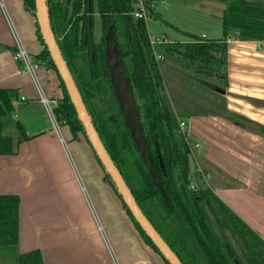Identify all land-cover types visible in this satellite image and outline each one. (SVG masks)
<instances>
[{
	"label": "trees",
	"instance_id": "obj_1",
	"mask_svg": "<svg viewBox=\"0 0 264 264\" xmlns=\"http://www.w3.org/2000/svg\"><path fill=\"white\" fill-rule=\"evenodd\" d=\"M23 1L25 10L36 18L35 0ZM158 1L163 0H47V4L55 37L96 130L139 206L181 262L264 264V240L211 189L204 186V174L196 169L203 188L197 186L190 168V156L193 154L186 133L180 130L179 125V118L208 113L203 107L196 109L198 106L193 105L195 97L201 96L197 94L198 91L210 93L217 99L223 97L220 93H224L228 86V42L233 33L236 32L238 40L264 42V0H213L225 6L222 16L223 36L219 39L209 40L183 32L189 41L153 45L147 30V19L136 18L135 13L144 8L154 19H161L156 12ZM95 3L102 19L103 31L98 41L93 31ZM36 25L38 39L44 50L34 59L59 76L37 22ZM112 25L126 74L131 81L144 135L170 206L166 204L139 155L113 93L106 66L104 39L107 29ZM158 56L162 59H158ZM165 58L178 63L183 69L179 80L188 91L187 94L178 92L180 102L176 104L180 106V111L177 112L170 103L162 72L161 63ZM59 79L63 98L54 109L56 119L60 125L70 128L74 138L82 134L89 143L60 76ZM173 93L175 95L172 89ZM204 101L214 103L209 97L204 98ZM19 102L17 90L0 89V155L16 154L18 145L28 140L20 122L16 123L20 133L17 141L6 133L8 120H13ZM218 107L221 109L218 108L212 115L223 116L245 129L250 127L264 135V126L255 125L230 112L226 102L223 106L218 104ZM94 154L105 173L104 180L114 189L145 241L161 255L133 218L111 177ZM19 206L18 196L0 195V247L15 250L17 246ZM178 214L185 220L196 246L179 222ZM17 264L44 262L40 251H32L17 255Z\"/></svg>",
	"mask_w": 264,
	"mask_h": 264
},
{
	"label": "crops",
	"instance_id": "obj_2",
	"mask_svg": "<svg viewBox=\"0 0 264 264\" xmlns=\"http://www.w3.org/2000/svg\"><path fill=\"white\" fill-rule=\"evenodd\" d=\"M209 2L214 7L216 1ZM218 5L222 15L217 17L222 19L224 5ZM19 42L34 56L44 50L36 18L25 10L24 1L0 0V89L17 90L21 102L16 112L23 110L25 123L21 124L28 136L16 154L0 155V195L20 199L18 243L15 250L0 247V264H17V255L32 251L41 252L44 264H167L145 241L104 180L105 173L85 137L74 138L64 126L67 144L62 130L54 129L39 101L36 78L15 59ZM228 44V86L221 92L226 108L264 126V109L248 100H264V42L238 40L235 32ZM176 68H166L170 78L178 77ZM35 75L51 98H63L54 70L42 63ZM173 91L175 106L171 105L177 112L179 91L175 87ZM179 122L186 124L204 186L264 240V137L212 113L179 118ZM12 125L10 134L17 141V128Z\"/></svg>",
	"mask_w": 264,
	"mask_h": 264
},
{
	"label": "water",
	"instance_id": "obj_3",
	"mask_svg": "<svg viewBox=\"0 0 264 264\" xmlns=\"http://www.w3.org/2000/svg\"><path fill=\"white\" fill-rule=\"evenodd\" d=\"M35 6L36 22L38 24L42 40L48 52L50 53L51 59L54 62L61 80L65 85L69 98L75 107L78 119L83 125L84 132L93 151L96 153L106 173L114 182L118 193L131 212L133 218L139 224L145 234L151 239L163 258L169 264H183L174 250L164 240V238L157 231V229L154 227V225L151 223V221L139 206L135 196L133 195L123 175L108 153L98 131L96 130L92 117L90 116L87 106L84 103L81 92L75 82L72 72L63 56V53L55 37L54 31L51 26L47 0H35ZM104 39L106 66L109 71L111 86L114 96L118 102L119 109L122 113V116L124 117L125 124L133 138L139 155L147 165L151 177L160 190L166 204L170 206L169 198L162 185L144 135L140 113L131 89V81L126 74L125 67L122 61L121 51L115 38L114 25L110 26L107 29ZM248 100L255 107L264 109V100L254 98H249ZM246 130L264 137L262 133L254 130L253 128L247 127ZM190 168L197 186L202 189L203 187L200 179L197 176L193 156H190Z\"/></svg>",
	"mask_w": 264,
	"mask_h": 264
},
{
	"label": "rangeland",
	"instance_id": "obj_4",
	"mask_svg": "<svg viewBox=\"0 0 264 264\" xmlns=\"http://www.w3.org/2000/svg\"><path fill=\"white\" fill-rule=\"evenodd\" d=\"M163 0L158 1L156 4V12L160 14L161 19H154L153 15L150 16V14L147 15V30L150 38H158L162 36H167L169 39L178 41V42H186L189 41V38L186 34L183 32L193 33L198 36H201L205 34V38L209 40H216L223 36V27H222V19L217 17V14L222 15L221 8L220 10L217 9L219 7L218 3H213L214 7L211 2L213 0ZM1 2L6 3V0H1ZM225 8V6H224ZM213 10V11H212ZM93 31L95 39L98 41L103 35L102 31V19L98 13V7L97 4H94V11H93ZM27 52L31 55L28 49H26ZM162 71L165 78V84L167 88V92L169 95L170 103L175 106V102L172 101L173 94L172 89L175 87L177 91L187 94V90L184 89L181 81L178 79L180 77L181 72L183 69L178 66V63L172 62L169 58H165L162 61ZM168 67V70H173V68H176L178 70V77L176 78H170V73H166V68ZM170 67V69H169ZM182 70V71H181ZM42 83V82H41ZM216 84V83H215ZM43 90L46 94V96L52 100L54 98H51L49 94H47L46 87L43 85ZM194 87L193 85H191ZM221 87V85H220ZM222 88V87H221ZM198 89V88H197ZM197 94H200L201 96H198V98L195 97V102H193V105L196 106H202L204 110L208 111V113H212L218 108L221 109V107H218V104L223 106L226 102V99L224 100V96L221 99H217L215 96H212L210 93H207L205 91H198ZM221 94V93H220ZM210 98L211 100H214V103L211 102H205L204 98ZM190 98V96H188ZM186 98V99H188ZM185 101V99H184ZM223 108V107H222ZM21 112V114H19ZM23 110H18L16 112L17 119L16 120H8L9 126L6 129V133L10 134V129L13 127L12 123L14 122V125L16 126L17 122H23L24 117L22 114ZM47 118H49L48 114L46 113ZM34 122V121H31ZM65 127L63 125H60V129L62 130V133L64 134ZM16 134L20 135L17 131V129L14 130ZM65 138L66 135L64 134ZM67 144L69 143L68 139L66 138ZM179 218L182 220V223L186 230H188L185 220L182 219L181 216Z\"/></svg>",
	"mask_w": 264,
	"mask_h": 264
},
{
	"label": "built area",
	"instance_id": "obj_5",
	"mask_svg": "<svg viewBox=\"0 0 264 264\" xmlns=\"http://www.w3.org/2000/svg\"><path fill=\"white\" fill-rule=\"evenodd\" d=\"M148 11L145 10L144 8H141L140 11L135 13V17L136 18H145L147 19V15H148ZM152 41L153 45H157V44H162V43H168V42H173L171 41L169 38H167V36H162V37H158L155 38ZM15 59L19 62V64H21L25 70H27L28 72H30L31 74L34 75V77L36 78L37 81V86L39 89V101L40 103L44 106L45 110L47 111V114L50 118V120L53 123L54 129L56 130L57 133L60 132V124L58 123L55 113H54V109L55 107H57L60 103V99H52L50 100L43 88L41 87L35 72L37 67L39 66L40 63L36 62L34 59V55H30L26 48L23 47V45L19 42L16 52H15ZM158 59H162V57L158 56ZM180 130L185 133V129H186V124L184 122H180ZM62 142H65V140L62 138Z\"/></svg>",
	"mask_w": 264,
	"mask_h": 264
}]
</instances>
